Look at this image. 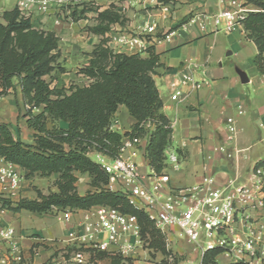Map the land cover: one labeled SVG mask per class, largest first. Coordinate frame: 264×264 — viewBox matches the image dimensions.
I'll list each match as a JSON object with an SVG mask.
<instances>
[{
  "label": "trees",
  "instance_id": "trees-1",
  "mask_svg": "<svg viewBox=\"0 0 264 264\" xmlns=\"http://www.w3.org/2000/svg\"><path fill=\"white\" fill-rule=\"evenodd\" d=\"M244 1L254 11L246 15L242 25L258 51L253 64L264 75V0ZM92 4L68 7L74 22L96 14V23L88 31L102 38L89 54L88 65L79 70L90 83L69 89L52 87L55 76L67 72L56 33L34 28L32 20L17 7L0 13V98L20 91L26 126L33 132L32 142L25 143L8 123L0 122V157L18 166L26 179L37 175L56 178V191L43 194L37 190L34 199L0 198V206L13 213L40 215L97 206L117 209L137 217L141 237L153 255L180 264V258L167 248L163 234L148 216L124 195L105 188L107 177L90 157L98 153L114 159L125 137L142 138L146 140L143 156L149 168L160 174L166 167L165 151L173 133L154 80L159 55L152 47L147 49V57L110 49L106 35L113 26L123 23L122 16L114 5L100 11ZM120 106H125L136 121L129 132L112 129ZM259 168L264 169V161L255 165L254 172ZM80 176L89 177L90 189L83 195L77 187ZM219 254L217 250L206 252L201 264H218ZM105 257L97 255L99 260Z\"/></svg>",
  "mask_w": 264,
  "mask_h": 264
},
{
  "label": "crops",
  "instance_id": "crops-1",
  "mask_svg": "<svg viewBox=\"0 0 264 264\" xmlns=\"http://www.w3.org/2000/svg\"><path fill=\"white\" fill-rule=\"evenodd\" d=\"M92 1L101 6L100 11L114 4L125 20L111 28L109 38L118 32L146 35V51L152 47L160 57L154 80L163 102L162 112L173 129L170 148L180 155L177 169L170 171L171 184L190 188L200 184L205 175H211L221 186L229 181L233 182L232 187L251 186L255 165L264 161V75L253 64L258 51L247 39L243 25L231 33L215 27L209 17L223 9L217 0ZM0 7L11 10L15 2L0 0ZM60 19L55 12L46 16L34 14L31 18L34 28L52 31L61 38V34L69 32ZM154 22L156 28L147 31V26ZM168 34L171 36L166 39ZM62 46L60 43L61 49ZM74 47L72 55L78 53ZM109 47L127 55L138 53L114 42H109ZM146 51L139 54L147 57ZM183 75L191 81L184 83ZM175 88L182 93L178 100L172 99ZM16 94L22 100L19 90ZM135 123L126 107L120 106L112 129L129 132ZM145 147L146 142L143 155ZM137 163L141 172H147L149 166L144 156ZM30 179H25L20 197H24ZM43 216L50 215L28 211L3 214L6 224L19 223L15 228L25 264H43L53 258L56 248L51 242L67 233L68 226L62 224L52 237H44L47 243H40L42 231L30 230L25 224ZM0 248L6 250L8 244L0 240ZM217 262L229 263L225 256H219ZM53 264L75 263H62L59 259ZM135 264L145 261L141 259Z\"/></svg>",
  "mask_w": 264,
  "mask_h": 264
},
{
  "label": "built area",
  "instance_id": "built-area-1",
  "mask_svg": "<svg viewBox=\"0 0 264 264\" xmlns=\"http://www.w3.org/2000/svg\"><path fill=\"white\" fill-rule=\"evenodd\" d=\"M69 1L76 4L77 0H14L15 7L30 19L34 14L45 15L55 9L60 12L57 8ZM217 1L223 9L209 18L226 33L233 32L254 11L244 0ZM156 26L154 22L146 29L151 32ZM110 42L138 53L146 51L148 45L146 35L128 32L111 35ZM182 80L188 83L191 78L183 75ZM181 95L175 88L172 99L178 100ZM145 142L142 138L125 137L119 156L114 159L92 154L107 177L105 188L124 195L132 206L143 211L163 234L168 249L184 243L193 247L201 261L206 252L217 250L219 256L228 259V264H264V169L253 172L251 186L232 187V181L221 186L213 176L205 175L196 186L176 188L171 184L170 171L177 169L179 153L167 148L162 173L150 168L141 172L137 159L143 157ZM25 179L18 166L0 157V198L17 201ZM6 211L0 206V240L8 244L6 250L0 248V264H25L18 232L4 222ZM56 214H60L59 220L64 221L68 230L58 243L52 241L59 257L54 255L49 264L59 259L75 264H135L142 259L145 264H152L136 216L106 206ZM39 241L48 242L40 236ZM98 254H104L105 259L99 260Z\"/></svg>",
  "mask_w": 264,
  "mask_h": 264
},
{
  "label": "rangeland",
  "instance_id": "rangeland-1",
  "mask_svg": "<svg viewBox=\"0 0 264 264\" xmlns=\"http://www.w3.org/2000/svg\"><path fill=\"white\" fill-rule=\"evenodd\" d=\"M80 1L84 2L83 0H77L76 4H71L72 1H69L67 4L57 8L60 9V12L57 11L56 9L51 11L58 13L60 15L61 22L66 25V29L69 32L60 35L61 37L60 43L61 45H63L62 49L60 48V52L62 55V60L64 61V65L67 69V72L64 74H57L55 76V80L52 83V87H57L59 89L60 88L69 89L70 87H74V86L83 87L90 83L88 78H86L84 75L79 73V70L85 67L86 65H88L90 60L89 54L95 49V47L100 43L102 39L100 36L91 34L88 31V27H92L96 23L95 22L96 14L90 13L88 14L87 19L79 22H74L70 18L68 7L79 5L77 4V2L79 3ZM90 3H94L92 4L93 5L92 7L94 9L97 7L101 9V6H98L96 2L92 1ZM3 11L5 10L2 7H0V13H2ZM48 14L41 16H46ZM124 22L125 20L123 19V23ZM106 37L109 38L107 35ZM109 42H110V38H109ZM109 42L107 44L108 46H109ZM74 46L78 48V53L72 55L71 49L74 50L75 49ZM25 113H26V108L23 104V101L18 99L16 93L10 94L7 97L0 98V122L5 121L4 123H8L10 125L12 132L15 134L16 137L20 138L25 143H30L32 142L33 132L29 130L26 126L25 117H24ZM90 157L94 160V157L92 155H90ZM55 179H56L55 176L53 177H42L39 175L34 176L32 179H30V182L26 184L27 191H25L24 197H20V198L34 199L37 196L36 194L37 190L41 191L43 194H49L50 192L56 191ZM77 187H78V192L81 195L85 194L90 189L89 177L80 176ZM18 224L19 223L16 224L14 223L11 226L15 228L18 226ZM62 224H64V221H60L59 215L54 214L48 217L43 216L39 218V220L37 219L34 220L32 219V221L29 220V223L27 222L25 225L27 226L26 228H29L30 230L32 228L41 230L44 236H40V237H42L46 241V238L52 237L53 231H57L58 228L62 226ZM45 236L46 238H44ZM62 238H63L62 236L54 238V242L58 243V241H60ZM51 245H53V242H51ZM44 247H48V245L45 244ZM171 248L173 251V255H176L178 258H180V264H201V256L196 251H194L191 245L182 243L179 245H173ZM55 257H59L58 251H55ZM148 260L152 264L172 263L171 258L168 257L167 259H165L164 256L160 254L153 255L152 252L148 253ZM49 263L50 260L46 261L43 264H49Z\"/></svg>",
  "mask_w": 264,
  "mask_h": 264
}]
</instances>
